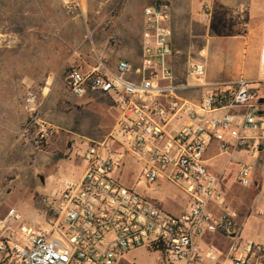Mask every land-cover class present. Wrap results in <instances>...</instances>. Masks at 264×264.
I'll list each match as a JSON object with an SVG mask.
<instances>
[{
  "label": "built area",
  "instance_id": "built-area-1",
  "mask_svg": "<svg viewBox=\"0 0 264 264\" xmlns=\"http://www.w3.org/2000/svg\"><path fill=\"white\" fill-rule=\"evenodd\" d=\"M66 4L82 10V0ZM171 10L168 0L145 8L140 65L121 60L112 70L100 54L93 70L67 72L74 95L112 97L119 119L106 138L86 147L80 178L62 179L41 199L45 226L33 228L14 209L0 219V264H121L127 251L144 247L161 253L165 264H264V243L239 236V214L226 207L224 173L214 171L209 157L214 143L218 155L245 153L236 161V181L254 185L253 161L264 151V79L207 81L202 62L178 71ZM202 11L212 18L210 0ZM25 108L22 136L44 147L53 129L36 93L27 94ZM127 156L141 166L139 182L166 179L184 194L179 214L120 183L115 173ZM213 235L227 243H208Z\"/></svg>",
  "mask_w": 264,
  "mask_h": 264
},
{
  "label": "rangeland",
  "instance_id": "rangeland-1",
  "mask_svg": "<svg viewBox=\"0 0 264 264\" xmlns=\"http://www.w3.org/2000/svg\"><path fill=\"white\" fill-rule=\"evenodd\" d=\"M47 2L48 0H0V113L8 107L11 113H16L18 110L14 111L13 106L17 105L23 108L26 117L28 112L25 108V98L29 92L36 93L39 102H42L41 93L47 84L44 83L45 71L50 67L47 62L52 61L47 56L44 33L50 25H75L78 19L84 27H89L93 18L97 19V22L101 21L100 16L90 12L86 14V11L80 9L74 13L69 12L66 7L59 12L58 9L49 11ZM222 8L210 20L203 19V24L207 28L211 27L204 37L196 31L190 34L187 40L190 46L185 57L189 58V65L194 62L204 63L207 81H214L213 77L234 81L241 76L264 79V72H260L259 62L255 57L256 49L260 50L264 44V36L260 41L259 35H252V24L244 5L243 11L234 6ZM199 12L203 13L201 10ZM102 24L106 25L107 22L100 23ZM250 37L257 39V42L246 44L244 47L235 41L246 43ZM189 83L198 82L189 80ZM105 103H108L107 99L96 95L89 104L75 108L70 120L73 133L53 131L49 133L44 147H37L30 137H22L26 142L14 144L11 143L13 139L9 138L10 147L5 153L6 159L8 162L15 161L16 165L11 171L0 170V202L3 203L0 205V211L17 210L23 215V220L35 229L46 225L45 206L41 199L50 196L62 179H79L85 166L83 156L87 143L83 139L103 140L116 124L110 111L102 108ZM114 106L118 109L115 104ZM209 151V157L214 156L210 162L214 171L224 173L222 186L225 196L229 197V204L236 208L240 216L245 218L248 215L243 219L239 236L264 242V216L257 214L259 209H264L260 195L262 187L264 188V151L259 160L253 161L256 165L255 180L259 185L248 188L240 186L236 181V161L244 159L245 153L218 155L220 151L213 144ZM2 152L0 149V155ZM38 154L42 155L41 162L45 164H69L63 168L49 167L41 174L35 173ZM19 167L24 169L18 170ZM140 171L141 166L127 156L125 165L121 166L115 176L123 185L134 189L148 200L159 202L163 208L174 214H179L184 209L186 197L182 192L166 179L155 183L139 182ZM229 204L226 206L230 209ZM121 264L165 262L161 253L144 247L127 251Z\"/></svg>",
  "mask_w": 264,
  "mask_h": 264
},
{
  "label": "crops",
  "instance_id": "crops-1",
  "mask_svg": "<svg viewBox=\"0 0 264 264\" xmlns=\"http://www.w3.org/2000/svg\"><path fill=\"white\" fill-rule=\"evenodd\" d=\"M66 2L67 0H48L47 6L49 11H54L56 9H58V12L63 11L65 7L71 13L77 11H71ZM168 2H170L172 8V43L175 49L173 61L176 69L184 72L189 65V58L187 59L185 57L188 55L186 51L189 50L190 46L187 42L190 38V34L196 31L199 35L204 37L205 33L211 27L207 28L205 24H203L202 21L206 18L202 12H199V10L202 11L204 0H168ZM151 3L152 0H82V11H86V14L90 12L97 17L100 16L101 21L97 22V19L95 20V18H93L91 20V26L84 27L82 22L77 19L75 25H50V27L45 30L47 56L48 59L52 61L47 62L50 67L45 71L44 83L46 82L47 84L41 93V110L44 122L47 126L53 129V131L58 132V130H62L73 133L70 121L73 110L89 104L96 95H100L96 93L88 94L84 97H77L74 95L68 89L66 82V73L69 70L79 69L82 72L93 70L100 64L98 60V55L100 54L104 56L106 65L112 70L116 69L121 60L131 62L137 66L140 65L142 55V34L145 19L144 10L146 7L150 6ZM210 5L213 15L217 11L223 9L222 7L226 9L229 7L233 8L234 6L236 9L242 10V6L244 5L247 10L246 13L249 15L250 24H252V35H259V40L262 41L264 36V0H210ZM73 19L75 18H72V20ZM104 21H106L107 24L100 25V23H103ZM93 22L97 23L95 24ZM235 41L245 47L246 44L257 42V39L250 37L249 42L246 43L239 40ZM255 57L256 61L259 62L260 67V50L258 48L256 49ZM212 79L219 82L228 81L218 77H213ZM247 79L257 80L254 78ZM197 93L198 92L190 91L187 93V96L190 98H197ZM101 96L108 101V103H105L102 108L107 112L110 111V114H112L117 123L120 111L115 108V103H113L112 97L106 95ZM13 107L14 111L18 110L16 113H11L9 107L5 109L3 113H0V149L3 151L0 155V165L2 164L1 171L14 170L16 165L15 161L13 162L11 160L8 162L6 159L7 155H5V153L10 147V145L8 146L10 143L9 138L13 139V142H11L12 144L15 142L19 143L20 141L26 142V139L22 138L23 136H21V133L23 126L28 119V115L26 113L27 116L25 117L23 108L20 106L14 105ZM111 131L112 130H110V132ZM108 134H106V137ZM83 140L87 143H85L86 147L90 142L94 141L90 138ZM213 145L218 149L217 144L214 143ZM37 158L38 160L37 164H35L34 170L35 173L39 174L49 167H52L53 169L63 168L69 164L42 163L41 154H38ZM210 158H214V156ZM259 159L260 157L257 160ZM17 169L21 170L24 169V167H19ZM254 185H259V182L255 180V175ZM263 189L264 188L262 187V193L260 194L261 200ZM228 199L229 197L227 196L226 205L229 204ZM261 202L264 205V201L262 200ZM1 204L3 203L0 202V205ZM229 206L231 210H234L239 214V212L235 210L236 208L230 204ZM8 213L9 210L0 211V219L7 218ZM257 214L259 216H264V209H259ZM245 218L239 214V229L242 227V222ZM258 241L264 243L260 240ZM207 242L223 247L227 243V240L221 235H213L207 238Z\"/></svg>",
  "mask_w": 264,
  "mask_h": 264
},
{
  "label": "trees",
  "instance_id": "trees-1",
  "mask_svg": "<svg viewBox=\"0 0 264 264\" xmlns=\"http://www.w3.org/2000/svg\"><path fill=\"white\" fill-rule=\"evenodd\" d=\"M55 160H57L56 157H55Z\"/></svg>",
  "mask_w": 264,
  "mask_h": 264
},
{
  "label": "water",
  "instance_id": "water-1",
  "mask_svg": "<svg viewBox=\"0 0 264 264\" xmlns=\"http://www.w3.org/2000/svg\"><path fill=\"white\" fill-rule=\"evenodd\" d=\"M233 236H235V235H233Z\"/></svg>",
  "mask_w": 264,
  "mask_h": 264
}]
</instances>
